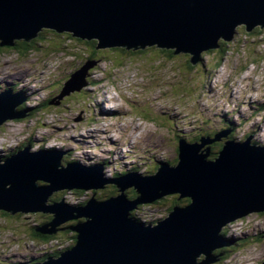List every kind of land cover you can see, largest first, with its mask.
I'll use <instances>...</instances> for the list:
<instances>
[{
  "label": "rangeland",
  "instance_id": "rangeland-1",
  "mask_svg": "<svg viewBox=\"0 0 264 264\" xmlns=\"http://www.w3.org/2000/svg\"><path fill=\"white\" fill-rule=\"evenodd\" d=\"M241 28L238 26L240 33L223 56L215 48L213 52L203 51L202 62L192 67L188 56L168 58L158 49L125 56L110 52V48H99L102 52L94 60L95 70L89 71L87 86L82 83L81 73L75 80L74 75L71 77L90 63L94 48L86 41L51 35L37 42V50H4L0 53V92L9 88L21 91L25 97L22 111L28 112L23 121L9 120L0 126V157H10L33 136L29 141L33 150L45 147L67 151L61 155L60 167L67 168L71 162H82L85 168L101 165L102 179L111 180L115 174L127 171L155 175L160 162L177 166L180 139L214 138L223 129L232 130L230 139L240 142L251 135L252 142L264 146V31L250 35L252 32L243 34ZM70 80L73 83L67 89ZM78 85L82 86L79 91H71ZM113 186L120 196L121 188L111 183L95 192H54L49 201L62 197L63 204L78 208L91 198L104 200L113 191L115 196ZM135 192L125 191L128 201L139 198ZM179 196L164 195L141 204L145 207L137 211L145 215L143 221L156 222L168 217L174 207L191 205L188 198ZM2 211L0 264L39 262L46 250L64 248L75 237L73 230L65 236L59 233L62 242L52 241L42 247V243L31 241V233L33 228L47 224L48 214L5 216ZM68 224L61 223L57 228ZM219 236L236 245L232 250L229 244L216 249L214 257L223 255L210 264H263L264 213L252 212L225 224ZM204 260L201 255L197 262Z\"/></svg>",
  "mask_w": 264,
  "mask_h": 264
},
{
  "label": "water",
  "instance_id": "water-1",
  "mask_svg": "<svg viewBox=\"0 0 264 264\" xmlns=\"http://www.w3.org/2000/svg\"><path fill=\"white\" fill-rule=\"evenodd\" d=\"M238 26H244L248 33L264 28V0H0L1 46L29 41L45 27L95 41L96 49L155 45L175 49L177 55L191 54V64L197 65L201 52L216 48L221 39L231 42ZM89 62L71 74L75 80L81 73L85 86L87 70L94 66ZM72 83H66L67 89ZM81 88L78 85L71 91ZM10 94H0V126L27 115L16 111L19 101L25 100L21 91L16 96ZM230 131L216 134L214 139L202 137L193 144L179 140L176 167L162 164L153 176L134 173L126 177L128 180L117 181L102 179L101 165L92 167L95 169L82 166L95 173L91 177V172L77 164L60 167L65 152H31L26 147L0 162V210L10 215H51L50 224L36 229L43 235L55 234L61 223L86 220L71 228L76 234L71 248L36 264L216 262L223 254L214 257L212 253L233 243L219 236L222 227L249 213L264 212V147L254 144L251 135L236 142L228 137ZM223 140L217 159L210 161V145ZM110 181L123 194L102 201L91 198L88 206L78 208L63 204V199L48 204L54 192L98 190ZM130 188L139 198L129 203L125 191ZM174 194L188 198L191 205L174 207L156 226L137 225L129 218L137 205ZM201 255L205 260L198 263Z\"/></svg>",
  "mask_w": 264,
  "mask_h": 264
},
{
  "label": "trees",
  "instance_id": "trees-1",
  "mask_svg": "<svg viewBox=\"0 0 264 264\" xmlns=\"http://www.w3.org/2000/svg\"><path fill=\"white\" fill-rule=\"evenodd\" d=\"M243 31H241L243 34L244 33H247V31H246V29H245V27H243V28H241ZM264 31V29L263 28H261V27H256L255 28V30L254 31H252V33L250 34V35H252V34H254V33H258V34H260V33H262ZM50 33H52V34H50ZM250 33V32H249ZM51 35H55L56 37H58L59 39H62V40H65V39H69V38H73V39H75V40H77V41H79V42H85V41H83V40H80V39H77V38H74V37H72L70 34H59V33H57V32H55V31H50V30H43V31H40L38 34H37V36L35 37V38H33V39H31V42H27V41H25V40H21V41H16V42H14V45L13 46H10V45H8V46H1V44H0V53L1 52H4V50H16V51H18V52H21V53H26V52H29V51H32V50H37V49H39L38 48V41H40V42H42L43 40H46L49 36H51ZM65 35H67L68 37H65ZM237 36H234V38L233 39H235ZM51 39V38H50ZM87 45H90L91 46V48H94V50H93V54H91V55H89V58L88 59H90L89 61H91V62H93L94 63V67H93V69L97 66V64H96V62H97V60H96V62L94 61L95 60V58H97L98 57V53H101L102 51H98L97 49H96V45H97V43L95 42V41H86L85 42ZM229 44H231L230 42H228V41H226V40H223V39H221L220 41H218V43H217V47L215 48V47H213V48H215L219 53H221L222 54V56H223V54L224 53H226V51H227V47H228V45ZM233 44V43H232ZM62 44H59V46H61ZM62 46H64V45H62ZM152 49H158L160 52H163L168 58H176V57H178L179 56V54L177 55L175 52H176V50L175 49H171V50H168V49H161V48H158L156 45L155 46H150V47H148V48H145V49H134V48H132V49H127L126 47H121V48H115V49H109V51L110 52H118V53H120V54H122V55H125V56H137V55H140V54H143V53H145V51H149V50H152ZM213 50L214 49H208V50H206L207 52H213ZM147 51V52H148ZM205 51V52H206ZM180 55H186V56H188L189 57V64L191 65V67L192 66H195V65H193V64H191V58H192V55L191 54H187V53H182V54H180ZM220 59H222V57H220ZM218 63H220V60L218 61ZM192 70H194V68H191ZM95 70V69H94ZM93 72V70H90V73H92ZM80 96H83L82 95V93H80ZM45 105H47V103L45 104ZM25 107V105L24 104H22V106L20 107V110H17L18 112L19 111H22V109ZM24 111V110H23ZM32 110L30 109V111L29 112H31ZM36 111H40V110H36ZM20 113V112H19ZM32 115H34V114H32ZM19 121H23V118L22 119H19ZM1 129H3L2 127H0V130ZM32 138H33V136H32ZM229 138H231V137H229ZM211 139H214V138H211ZM224 143H225V140L224 141H219V142H213L211 145H210V156H209V160L210 161H214L216 158H217V154L221 151V146H223L224 145ZM31 144V143H30ZM24 148V146H22V148L20 149V150H22ZM216 151V152H215ZM16 152V151H15ZM15 152H13V153H11V155L12 154H15ZM6 158H8V157H6ZM5 158V156L2 158V157H0V160H5L6 159ZM178 163V162H177ZM169 166H171V164L169 163L168 164ZM174 166H176V165H174ZM116 177H121V175H118V176H116ZM115 177V178H116ZM42 184V182H40L39 183V185H41ZM113 188H114V190H115V194L117 193V189L113 186ZM113 193H114V191H113ZM113 193H111V194H109L108 195V197L106 198V199H104V200H107L108 198H110V197H112V196H114V194ZM136 193V192H135ZM117 195V194H116ZM135 197H138L137 196V194L135 195ZM135 197H133V198H135ZM59 198V200L58 199H55V198H52V200L54 201V202H52V201H49V204H54V203H58V202H60V201H62V197H58ZM133 198H131V199H133ZM51 202V203H50ZM189 202V201H188ZM78 205H81L80 207H85L86 206V202H83L82 204H78ZM139 206V209L140 208H143V207H145V206H141V204L140 205H138ZM137 206V207H138ZM3 212V211H2ZM170 212V211H169ZM3 215H5V216H13V215H10V214H8L7 212H4V213H2ZM16 216V215H15ZM43 217H46V216H43ZM47 218V217H46ZM49 218H50V220H51V218H52V216H50L49 215ZM50 220H48V218H47V221L49 222ZM79 221H83L82 219H79V220H75V221H72V222H70V224H68V225H64V226H60L61 228H57L56 229V233L53 235V236H49V235H43V234H41L40 232H37V228H33L32 229V233H31V235L33 236V238L35 237L36 238V240L37 241H42V242H44V243H49V242H51V241H56L57 243H59V242H62L60 239H61V237H59L60 236V234L59 233H62L61 235L62 236H65L66 234H68L72 229V227H74L75 226V224L77 223V222H79ZM48 222H46V223H48ZM44 226V225H43ZM42 227V226H41ZM40 227V228H41ZM73 235H75V237H76V234H73ZM75 237H73V238H71V239H73L72 240V244H74L75 242H76V239H75ZM60 253H61V251H60V249H59V247L58 246H56V248H55V250H53V251H47L46 252V254H45V256H46V258H47V256L48 257H50V256H52V257H58L59 255H60ZM44 256V257H45ZM46 258H44V260L46 259ZM43 261V260H42Z\"/></svg>",
  "mask_w": 264,
  "mask_h": 264
},
{
  "label": "bare ground",
  "instance_id": "bare-ground-1",
  "mask_svg": "<svg viewBox=\"0 0 264 264\" xmlns=\"http://www.w3.org/2000/svg\"><path fill=\"white\" fill-rule=\"evenodd\" d=\"M42 31L43 30H49V29H47V28H45V27H42V29H41ZM50 31H53V30H50ZM147 46H145V48H146ZM132 48V47H131ZM130 48V49H131ZM148 48V47H147ZM88 70H87V74H88ZM26 87V86H25ZM32 95V94H31ZM232 96V95H231ZM102 111V110H101ZM104 112V111H103ZM101 114H104V113H101ZM120 115H121V113H120ZM114 141V140H113ZM130 141V140H129ZM111 143H113V142H111ZM116 143H113V145H115ZM117 146V145H116ZM16 151V150H15ZM11 152H13V151H11ZM0 161H2V160H0ZM4 162V161H3ZM112 174H114V173H112ZM68 191V190H67ZM86 191H90L89 189L88 190H86ZM95 192V191H94ZM91 197H93V196H91ZM109 199V198H108ZM126 202H129L127 199H126ZM69 207H71V205L70 204H67ZM164 219V218H163ZM163 219H161V220H158V221H156V222H160V221H162ZM53 220V219H52ZM52 220H51V222H52ZM50 222V221H49ZM50 222V223H51ZM155 222V223H156ZM50 223H47L46 225H48V224H50Z\"/></svg>",
  "mask_w": 264,
  "mask_h": 264
}]
</instances>
